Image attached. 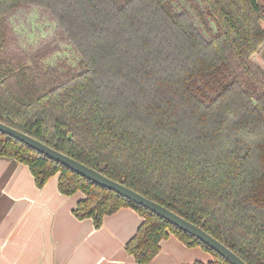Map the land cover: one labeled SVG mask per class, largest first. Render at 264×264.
<instances>
[{
	"label": "trees",
	"instance_id": "trees-1",
	"mask_svg": "<svg viewBox=\"0 0 264 264\" xmlns=\"http://www.w3.org/2000/svg\"><path fill=\"white\" fill-rule=\"evenodd\" d=\"M42 2L67 26L76 69L8 55V13ZM183 3L201 30L177 11ZM0 122L165 206L247 264H264V0H0ZM0 156L26 165L39 188L58 174L61 194H83L73 215L95 228L134 209L142 222L125 250L136 263L151 261L171 233L212 255L190 264H230L1 132Z\"/></svg>",
	"mask_w": 264,
	"mask_h": 264
},
{
	"label": "crops",
	"instance_id": "crops-1",
	"mask_svg": "<svg viewBox=\"0 0 264 264\" xmlns=\"http://www.w3.org/2000/svg\"><path fill=\"white\" fill-rule=\"evenodd\" d=\"M63 195L55 184L41 188L28 167L0 156V264H139L125 250L142 222L130 207L103 218L95 228L91 218L73 215L78 199ZM159 252L144 264L207 262L212 255L188 247L169 234Z\"/></svg>",
	"mask_w": 264,
	"mask_h": 264
},
{
	"label": "rangeland",
	"instance_id": "rangeland-1",
	"mask_svg": "<svg viewBox=\"0 0 264 264\" xmlns=\"http://www.w3.org/2000/svg\"><path fill=\"white\" fill-rule=\"evenodd\" d=\"M48 1V0H45ZM54 1V0H52ZM259 3H263V0H258ZM200 11L205 13L204 7L199 2L195 1ZM184 6L177 9V11L187 13L189 20L192 22L195 28L201 30L202 23L200 22L196 11L193 6L189 7L187 3H183ZM48 18V23L55 29L47 32L44 31L43 36L36 38H30L31 24L37 22L41 16ZM207 14H205V17ZM9 27V39L6 51L8 55H19L27 60H37L41 63L44 61L49 64H57L60 68L71 67L76 69L78 67L80 55L74 48V40L69 37L67 26L62 23L61 18L57 16L54 8L45 2L37 4H27L20 6L8 13L7 16ZM66 23V21H65ZM67 24V23H66ZM44 30V28H42ZM27 39H24V36ZM68 49H67V48ZM73 53V54H72ZM69 55H71L69 57ZM73 55V56H72ZM68 56V57H67ZM57 57V58H56ZM74 66H71L73 65ZM58 174L51 176L46 183L55 184L57 182ZM74 196H81V192H76Z\"/></svg>",
	"mask_w": 264,
	"mask_h": 264
},
{
	"label": "water",
	"instance_id": "water-1",
	"mask_svg": "<svg viewBox=\"0 0 264 264\" xmlns=\"http://www.w3.org/2000/svg\"><path fill=\"white\" fill-rule=\"evenodd\" d=\"M0 132L4 133L17 141H20L30 148L44 154L48 158L64 165L68 169L76 172L80 176L93 181L94 183L114 191L120 196L131 200L132 202L143 206L144 208L154 212L161 218L173 224L183 232L190 234L197 238L202 243L206 244L209 248L224 257L230 264H247L243 259L237 256L231 249L221 243L211 234L207 233L201 227L186 220L175 212L169 210L165 206L143 196L142 194L134 191L133 189L125 186L124 184L112 180L105 176L103 173L69 157L68 155L57 151L40 140L21 132L13 127H10L0 122Z\"/></svg>",
	"mask_w": 264,
	"mask_h": 264
},
{
	"label": "flooded vegetation",
	"instance_id": "flooded-vegetation-1",
	"mask_svg": "<svg viewBox=\"0 0 264 264\" xmlns=\"http://www.w3.org/2000/svg\"><path fill=\"white\" fill-rule=\"evenodd\" d=\"M37 22H35V23H32L31 24V33H29L30 34V38H36V39H39L38 37H42L43 36V33H44V31H46V29H47V32H49V31H51V30H53V29H55V26L53 27H51L50 25H49V23H48V18L46 17V16H41V18L39 19V20H36ZM42 28H44V30L42 29ZM26 37H29V36H24V39H27ZM67 48V47H66ZM68 49V48H67ZM73 54V53H72ZM71 55H69V57H70ZM73 56V55H72ZM68 57V56H67ZM57 58V57H56ZM28 61H30V60H28ZM44 65H50V66H58V63L57 64H49V62H47V61H44V62H42ZM71 66H74V64L73 65H71Z\"/></svg>",
	"mask_w": 264,
	"mask_h": 264
}]
</instances>
